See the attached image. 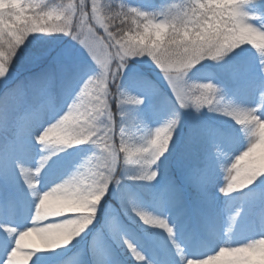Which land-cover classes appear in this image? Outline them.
Instances as JSON below:
<instances>
[{"label": "snow or ice", "instance_id": "1", "mask_svg": "<svg viewBox=\"0 0 264 264\" xmlns=\"http://www.w3.org/2000/svg\"><path fill=\"white\" fill-rule=\"evenodd\" d=\"M0 3L8 5L6 8H0V63H3L7 70L4 76H0V80L9 74L12 61L17 54L15 45L20 40H26L31 34L42 33L38 31L42 24H48L42 34L61 33L71 36L83 48L88 59L97 66L95 73L80 81L78 90L65 110L49 122L37 125L38 130L33 129V122L38 119L39 113L52 103L51 89L55 81V72L51 68H45L32 81L31 87L39 96L40 103L35 109L22 114L16 121L15 130L6 141L5 157L24 151L27 137H31L46 154L40 156L35 168L22 166L18 161L13 162L20 178L35 200L27 223L10 219L0 223V264H4L8 259L12 242L18 234L24 232L26 228H35L42 223L39 213L36 212V203L40 195L48 193V189L52 186L47 190L38 191L37 186L40 183L38 174L49 158L59 152L51 150L46 143L42 142H46L53 132H62L66 124L80 115L78 111L80 104L77 98L90 94L97 82L106 84L107 88L97 106L99 111L95 114V135L84 137L85 143L91 144L94 151L76 164L70 180L72 185L82 193V198L87 201L92 178L98 176L104 184V195L96 204L95 213L80 226L82 230L79 234L93 224L98 206L110 185L121 183V179L116 175L118 167L135 166L136 174L129 178L151 182L159 176L161 178L159 186L153 193L157 207L161 211L174 210L177 220L182 221L180 227L185 233L189 250L180 255L179 264H185V261L189 259L196 264H218V262L220 264H264V253L258 249V241L264 237V191L256 193L250 201L252 205H255L257 201L260 204L259 211L255 215L258 216L262 231L259 235L236 243L237 246H232L230 234L241 223L239 220L241 207L237 206L228 212L227 227L221 230L217 226L224 209L218 208L211 196V189L215 187V183L209 164L211 159L215 163L217 172H227L226 185L218 187V191L224 195L243 190L255 182L240 186L232 183V180L237 174L236 157L241 152L258 153L264 144V135L261 134L259 122L251 120L253 115L264 120V80L258 86V102L255 106H245L225 100L222 88L214 82V79L190 81L186 78L188 72L197 64L211 60L222 68H232V71L228 73L229 78L240 83V69L222 62L226 57L228 61H232L237 55L235 50L240 48L241 51H253L261 68L264 65V51L253 47L245 40L240 41L238 47H233L227 55H224L229 39L221 26L207 18L209 11L205 0H163L157 11L130 6L124 0H121L118 9L114 10V6L105 7L100 0H94L89 5L92 16L87 22L85 14L88 9L78 8L75 0H70L68 3H63L62 0L59 3L55 0L47 3L45 0H0ZM249 3L251 0H240L235 10L242 14ZM260 7H264V3ZM115 18H120L122 23H130L132 26L124 27L120 32H116L113 31L112 26H106L107 30H105L92 23L93 20L96 23H103L106 19ZM60 20L66 23L62 24ZM25 24L28 25L25 32L19 33L16 29ZM100 29H103L102 33ZM66 56V53H52L47 56L39 53L36 56V63L47 65L55 61L56 66L67 73L69 66L64 63ZM141 57H147L160 71L179 108L191 106L199 112L202 107H207L209 111L223 114L238 125L239 128L236 131L239 133V139L244 142L242 150L235 154L222 150L217 138L218 134L211 132L207 136L208 150L203 162L189 167L183 161L177 160L170 173L168 171L170 161L165 154L171 153L170 144L173 142L174 129L179 123V113L174 109L162 125L148 128L130 110L131 107L141 105L144 97L130 93L118 83L128 61ZM190 65L192 67H189ZM261 73L264 72L261 71ZM66 85L70 91V78ZM242 86L247 87V82L244 81ZM144 88L150 91L151 86L145 83ZM26 94L25 88L17 85L6 87L4 97L21 102ZM113 102L115 108L112 106ZM226 113H235L245 123L236 124L232 116ZM117 116L120 117L119 123H117ZM6 121L7 115L4 114L0 117V123H6ZM165 132L170 134L166 135ZM202 132L203 126L194 128L190 143L201 138ZM85 143H75L72 146ZM229 161H231L230 166ZM258 178H264V175ZM0 179L5 185L3 189H0V211L14 214L17 210L16 193L11 187L6 163ZM188 193H192L206 209V214L196 223H191L187 218ZM92 198L95 199L94 196ZM126 213L134 214L143 225L163 229L168 234V239L172 240L175 225H169L166 215H154L143 210L137 206L132 195L125 194L121 196L120 207L109 210L103 225L104 230H97L89 244L91 264H117L114 259L115 250L112 248V241L117 237L128 248L134 259H147L138 251L136 244L128 235L129 225L121 218ZM34 214L36 219L32 218ZM172 242L175 244L174 241ZM65 245L68 244L62 243L60 246ZM25 247L32 250L30 254L16 253L14 258L26 259L27 264H41L40 253L57 248L40 243L28 244ZM176 251L180 252L179 246H176ZM222 257L223 261H221ZM159 264H168V262L162 257Z\"/></svg>", "mask_w": 264, "mask_h": 264}, {"label": "rangeland", "instance_id": "2", "mask_svg": "<svg viewBox=\"0 0 264 264\" xmlns=\"http://www.w3.org/2000/svg\"><path fill=\"white\" fill-rule=\"evenodd\" d=\"M51 2V0H47ZM57 1V0H56ZM60 1L58 0L57 3ZM111 0H100V3H110ZM119 3L120 0H117ZM130 6H138L142 9L148 11H157L160 6L157 8H149L144 7L143 2H135L134 0H124ZM101 33L103 29H100ZM62 40H66V43L62 44L60 48L57 50L58 45ZM56 49V50H55ZM56 54H64L67 56L64 58V63L69 66V72L65 73L61 71L53 61V65L49 66L55 72V81L58 84V90L62 94L61 105L58 111L53 110L54 102L49 107L43 109L38 116V119L33 122V129L38 130L37 125L41 123H47L51 119H53L56 115L62 113L67 104L70 102L71 98L75 95L78 87L80 86V81H82L86 76L92 75L97 70V66L86 56L83 48L71 38L69 35L56 33V34H42L36 33L31 34L26 40L25 43L20 47L19 51L16 54V57L12 61V65L9 69V74L3 80H0V92L4 87H7L11 81L17 75L21 73V70L34 67L37 65L36 56L39 53L47 56L52 53ZM146 66L148 68H143L141 66ZM23 69V70H24ZM259 64L256 60L251 67H247V69L242 70L240 72V83L236 82L235 89L230 90L229 97L233 103L242 104L245 106H255L258 102V86L264 77L261 75ZM71 79V90L68 91L66 82ZM190 81H203L206 79H214V82H217V78L214 76L210 69H206L201 72H196V69L193 68L188 72L187 77ZM246 81L247 87H243L242 83ZM120 86L130 93H134L139 96L144 97V101L139 106L131 107L130 110L134 112L139 120L143 122L148 128H155L157 126L162 125L175 109L179 113V123L178 126L174 129L173 133V142L170 144L171 153H166L168 157L174 154L177 148V138L179 134H181L184 130V126L186 128H190L193 123L197 122L203 126V129L209 128V133L216 132L217 138L220 142V146L222 150L231 152L233 154L239 152L244 147V142L239 139V133L236 131L239 126L235 125L231 119L225 115V123L231 126H235V129L232 133H226L224 130L220 129V127L215 124H210L206 127L205 123L210 122L204 115L206 111L212 113L207 109V107H202L199 112L195 111L191 106L187 108H179L176 105V102L172 96V93L169 89V86L165 83L164 78L160 74V71L157 67L147 58H134L128 61V64L124 71L120 76V81H118ZM148 83L151 86L150 91H146L144 88V84ZM219 85V84H218ZM34 90V89H33ZM52 95L54 89H51ZM34 101H37V104L32 103L31 105H26L22 107L19 115L15 120L8 125V131L0 132V142L5 139L6 141L9 135L15 130V123L19 119V117L27 111L33 110L40 103V98L34 91ZM55 93V92H54ZM160 96L158 100V106H155V100ZM26 97L23 99L26 102ZM53 97V96H52ZM17 108H21L20 103H16ZM119 117V116H118ZM120 118V117H119ZM120 120V119H119ZM204 129V130H205ZM4 141V140H3ZM26 148L24 151L16 152L7 155L5 157V145L4 150L0 152V177L3 175L4 165H7L8 175L11 179V187L15 190L16 200L21 203L19 210L17 209L14 214H6L3 211H0V223H4L6 220H13L15 222L27 223L30 219V213L33 208L35 197L30 194V191L27 189L23 180L20 178L18 172L15 169L14 161H18L22 166L35 168L38 165L39 158L41 155L46 154L41 151V148L38 144L35 143L31 137H27L25 139ZM94 151V147L89 144L87 146H73L63 149L62 151L57 152L55 155L51 156L45 166L41 169L38 174V179L40 181L37 186L38 191L47 190L54 183L60 181L64 177H66L78 164L81 159ZM227 158V157H226ZM163 159V157L161 158ZM229 161V166H230ZM209 164L213 171L214 183L215 187L211 189V196L215 201V204L218 208H223L224 211L220 214V219L218 222V227L222 230L227 227V214L228 212L234 210L237 206L241 207V215L239 220L241 223L238 225L234 232L230 234L232 236L231 244L232 246H237L236 243L244 242L248 238L252 236L259 235L262 231V226L259 222L258 216L255 215V210L252 211L253 214L247 215L245 209L239 202H237V198L234 196L224 195L218 191V187L225 186L227 183V172H217L215 163L210 159ZM155 167V165H154ZM135 166H129L127 171L123 173L120 171L118 173V177L121 179L120 184H124L125 186L131 185V180L129 177L134 176ZM138 181V180H137ZM160 177L158 176L155 180L150 182L157 190L159 186ZM119 186V184L113 183L111 190L114 191L115 188ZM5 185L3 184L2 179H0V189H3ZM138 197H136L135 202L138 207L147 211L144 208L142 203H137ZM188 201V213L187 218L191 223H196L203 215L206 214V209L203 204H201L192 193H188L187 195ZM110 209H116L115 206L108 205L106 210L101 215V224L98 230H104L103 225L105 223L106 216ZM150 213L159 216H167V222L169 225H175L174 235L172 240L168 239V234L163 230L156 226H148L143 225L142 222L139 221L138 217H135L134 214L126 213L124 214L128 219L139 222V230H142L145 234V238H142L141 235L129 224V237L136 244L138 251L142 253L147 259L144 260V264H159L161 258L163 257L168 264H179V257L181 254L188 251V247L186 242L182 244V239L179 238V228L182 221H178L176 217L175 211L167 212L161 211L157 205L154 198L153 204L151 208H149ZM122 218V217H121ZM183 219V218H182ZM124 220V218H122ZM125 222V220H124ZM127 224V223H126ZM97 232V231H96ZM93 238V237H92ZM91 238V240H92ZM91 240H88L86 247L83 246L78 253L73 256L77 258H65L64 254L71 248V242L68 245L57 247L56 249L46 250L40 253L41 256V264H91V253L89 251V244ZM175 244H173V242ZM28 244H39L38 237L33 233L22 241V246L25 247ZM176 246H179L180 252L176 251ZM112 248L115 250L114 259L117 261V264H122L120 260V254H124L128 259H134L130 254L128 248L120 241L117 237L114 241H112ZM86 249V250H85ZM162 251L165 253V256H159L158 251ZM90 256V258L86 256ZM223 257L221 261H223ZM136 260V259H134ZM140 261V260H137ZM143 261V260H142ZM220 264V262H218Z\"/></svg>", "mask_w": 264, "mask_h": 264}, {"label": "clouds", "instance_id": "3", "mask_svg": "<svg viewBox=\"0 0 264 264\" xmlns=\"http://www.w3.org/2000/svg\"><path fill=\"white\" fill-rule=\"evenodd\" d=\"M62 2L68 3L70 0H62ZM75 2L78 8L88 9L85 14V21L87 22L92 16L89 5L94 0H75ZM120 2L111 0L110 3H105L104 6L112 5L115 10L118 9ZM239 2L240 0H205L209 11L207 18L221 26L229 39V45L224 55H227V52L231 51L233 47H238L240 41L245 40L253 47L264 51V7H260L264 0H251V3L247 4L242 14L235 10ZM6 7H8L7 3H0V8ZM59 22L66 23L64 20ZM92 23L96 27L105 28V30H107L106 26H112L113 31L116 32H120L124 27L132 26L130 23H122L120 18L106 19L103 23H96L93 20ZM27 26V24L19 26L16 30L23 34ZM47 27L48 24H42L38 31L43 33ZM24 43L25 40H20L15 45L17 52ZM101 67L103 68V64H101ZM189 67H192V65ZM260 70L264 72V65L261 66ZM6 71L3 63H0V76H4ZM113 71H115V66H113ZM106 88V84L97 82L90 94L78 97L80 115L66 124L62 132H53L47 141L42 143H46V146L53 151H62L75 143H85L84 137L86 136L95 135V114L99 111L97 106L103 99ZM226 114L231 115L236 124L243 125L245 123L235 113ZM251 120L259 122L261 134L264 135V120H260L258 116L254 115L251 116ZM165 134L170 133L165 132ZM236 160L238 161L237 174L234 176L232 183L240 186L252 184L258 177L264 175V144H262L258 153L241 152ZM74 171L75 169L68 176L54 183L48 189V193L40 195V199L36 203V212L39 213L42 223L35 228H26L24 232L15 237L12 248L8 253V259L5 260L4 264H27L26 259H15L14 257L16 253L30 254L32 250L23 247L22 240L33 233L38 237L39 243L44 246L58 247L62 243L69 244L74 236L82 230L80 226L95 213V206L104 195V184L100 177L94 176L89 185V197L85 201L82 198V193L71 183L70 177ZM45 196H47V199H45ZM93 196L95 199L92 198ZM32 218L36 219V215L34 214ZM258 249L264 253V237H261L258 241ZM185 264H196V262L189 259L185 261Z\"/></svg>", "mask_w": 264, "mask_h": 264}, {"label": "trees", "instance_id": "4", "mask_svg": "<svg viewBox=\"0 0 264 264\" xmlns=\"http://www.w3.org/2000/svg\"><path fill=\"white\" fill-rule=\"evenodd\" d=\"M58 1V0H57ZM57 1L55 0V2L57 3ZM60 1V0H59ZM48 2V1H47ZM242 47H245V46H242ZM56 50V49H55ZM236 50H240V48H237ZM113 108H115V104L113 103ZM117 119V123L119 122V117L117 116L116 117ZM264 180V178H262Z\"/></svg>", "mask_w": 264, "mask_h": 264}]
</instances>
